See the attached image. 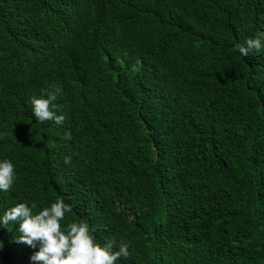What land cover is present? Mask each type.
<instances>
[{
	"label": "trees",
	"instance_id": "1",
	"mask_svg": "<svg viewBox=\"0 0 264 264\" xmlns=\"http://www.w3.org/2000/svg\"><path fill=\"white\" fill-rule=\"evenodd\" d=\"M258 32L264 0H0V216L62 198L117 264H264V51H234ZM3 227L0 264H32Z\"/></svg>",
	"mask_w": 264,
	"mask_h": 264
},
{
	"label": "clouds",
	"instance_id": "2",
	"mask_svg": "<svg viewBox=\"0 0 264 264\" xmlns=\"http://www.w3.org/2000/svg\"><path fill=\"white\" fill-rule=\"evenodd\" d=\"M234 51L241 57L264 51V32H258L255 38H249L242 44L237 43ZM59 91L42 92L39 97L31 98V113L36 122L63 124L64 117L57 115L54 103ZM65 139H72L70 132L65 134ZM71 160V156H66L65 165H69ZM16 178L12 161L0 159V192L12 190ZM35 208L34 203H18L0 216V228L9 224L18 226L20 235L17 242L38 248L30 257L32 264H117L121 257L129 256V245L126 243H122L118 251H112L110 245L98 244L86 222H73L63 228L61 222L72 209L62 198L38 212H34Z\"/></svg>",
	"mask_w": 264,
	"mask_h": 264
}]
</instances>
